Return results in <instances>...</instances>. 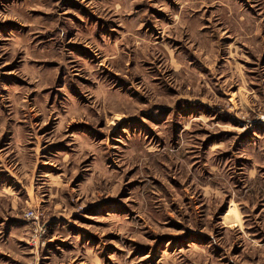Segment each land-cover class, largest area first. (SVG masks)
Instances as JSON below:
<instances>
[{"label":"rangeland","instance_id":"1","mask_svg":"<svg viewBox=\"0 0 264 264\" xmlns=\"http://www.w3.org/2000/svg\"><path fill=\"white\" fill-rule=\"evenodd\" d=\"M0 264H264V0H0Z\"/></svg>","mask_w":264,"mask_h":264}]
</instances>
